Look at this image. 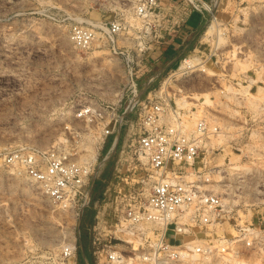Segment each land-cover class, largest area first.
I'll return each mask as SVG.
<instances>
[{
	"label": "rangeland",
	"instance_id": "obj_1",
	"mask_svg": "<svg viewBox=\"0 0 264 264\" xmlns=\"http://www.w3.org/2000/svg\"><path fill=\"white\" fill-rule=\"evenodd\" d=\"M172 1H160L156 26L139 39L142 25L131 0H0V264H95L89 229L105 195L115 196L112 187L120 189L125 176L116 166L118 152L97 170L110 143L104 142L103 116L77 114L85 106L121 114L131 99L130 69L141 102H148V93L150 100H171L188 112L189 131L201 119L216 130L203 140L198 168L221 180L213 188L241 225L264 230V0H200L211 12ZM181 11L202 21L186 36L182 56L148 83L157 68H150L146 54L172 37ZM213 16L223 34L215 50L213 41L200 42ZM114 19L130 26L117 39L119 50L99 35L84 50L72 43L73 27ZM189 57H198L203 68L179 69ZM56 145L92 169L91 204L80 217L52 203L5 160L15 150ZM66 247H73L72 256ZM250 254V264H264V248Z\"/></svg>",
	"mask_w": 264,
	"mask_h": 264
},
{
	"label": "built area",
	"instance_id": "obj_2",
	"mask_svg": "<svg viewBox=\"0 0 264 264\" xmlns=\"http://www.w3.org/2000/svg\"><path fill=\"white\" fill-rule=\"evenodd\" d=\"M160 1L131 0L132 13L142 25L139 39L156 26ZM187 1L199 12H211L200 0ZM129 28L122 19L98 25L85 22V26L72 28L70 39L84 50L99 35L116 51L120 49L117 39ZM129 75L131 99L121 114L108 106L102 110L85 106L77 114L79 119L103 116L100 118L107 122L104 142L110 139V143L97 170L118 152L116 166L125 176L120 189L116 191L117 185H113L115 196L105 195L89 229L95 264H250V253L264 248V230L241 225L234 208L211 187L221 180L214 182L210 171L199 170L203 140L212 134L208 124L198 120L189 131L185 124L188 112L171 100H150L148 93V102H141L132 69ZM131 114H135L132 119ZM5 160L43 196L71 209L77 217L91 204L92 169L77 162L62 145L49 150H15Z\"/></svg>",
	"mask_w": 264,
	"mask_h": 264
},
{
	"label": "crops",
	"instance_id": "obj_3",
	"mask_svg": "<svg viewBox=\"0 0 264 264\" xmlns=\"http://www.w3.org/2000/svg\"><path fill=\"white\" fill-rule=\"evenodd\" d=\"M174 2L180 3L179 0ZM178 8L176 10H178ZM181 12L183 14L180 16L182 24H180V26L178 25L176 29L173 30L174 34H172V37L159 42L158 45L152 46L146 54V62L149 63L150 68H157L154 72H152L150 76L151 78L159 76L162 71L172 66V64L180 56H182L184 51H186L189 46V40L186 39V36L188 37L193 35L200 21H202V16L193 11H188V13L183 11Z\"/></svg>",
	"mask_w": 264,
	"mask_h": 264
},
{
	"label": "bare ground",
	"instance_id": "obj_4",
	"mask_svg": "<svg viewBox=\"0 0 264 264\" xmlns=\"http://www.w3.org/2000/svg\"><path fill=\"white\" fill-rule=\"evenodd\" d=\"M209 41V42H214V50L217 49L223 42V34L222 31L220 30V26L218 24V22L216 21V18L213 16V19L211 21V23L206 27L204 34L202 35L201 41ZM207 45V44H206ZM201 51V50H200ZM196 53V52H195ZM202 53V52H201ZM200 59H198V57H189L186 60L181 61V65L179 66V69H193L195 67H202L203 68V63H201L199 61ZM202 61V60H201ZM203 62V61H202ZM184 71V70H182ZM180 72V71H179ZM211 73V72H210ZM213 74V73H212ZM211 74V75H212ZM168 81H166L164 84H167ZM206 99V98H205ZM207 99L206 101L204 100L205 103H207ZM185 104V103H184ZM183 104V106H184ZM186 105V104H185ZM202 116V115H201ZM206 119V118H205ZM197 121V119H196ZM207 122V120H206ZM188 124V123H187ZM208 124V123H207ZM211 129V127H210ZM214 129V128H213ZM212 130V129H211ZM213 131V130H212ZM211 137V136H210ZM220 137V136H219ZM222 141V140H221ZM237 166V165H236ZM235 167V166H234ZM236 168V167H235ZM28 180V179H27ZM213 188V186H211ZM218 187V186H217ZM220 187V186H219ZM214 189V188H213ZM217 189V188H215ZM214 189V190H215ZM65 249V253L66 256H68V252L70 251L69 249H72L73 251V247H66ZM64 251V250H63ZM71 254V252L69 253V255ZM72 256V255H71ZM75 264V263H74Z\"/></svg>",
	"mask_w": 264,
	"mask_h": 264
},
{
	"label": "trees",
	"instance_id": "obj_5",
	"mask_svg": "<svg viewBox=\"0 0 264 264\" xmlns=\"http://www.w3.org/2000/svg\"><path fill=\"white\" fill-rule=\"evenodd\" d=\"M85 255H86V253H85ZM87 256V255H86Z\"/></svg>",
	"mask_w": 264,
	"mask_h": 264
}]
</instances>
